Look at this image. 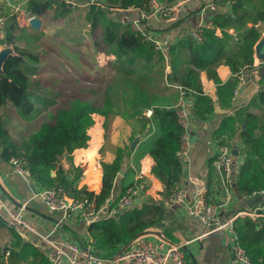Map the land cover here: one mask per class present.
Listing matches in <instances>:
<instances>
[{
	"label": "trees",
	"instance_id": "trees-1",
	"mask_svg": "<svg viewBox=\"0 0 264 264\" xmlns=\"http://www.w3.org/2000/svg\"><path fill=\"white\" fill-rule=\"evenodd\" d=\"M102 1L103 7L89 4L86 19L92 33L102 28L104 48L107 53L115 55L111 66L122 67L118 68L119 74L122 73L121 78H118L120 84L109 83L103 108L96 107L91 101L93 97L100 95V92L93 89H79L67 93L48 92L44 88L47 80L37 76L41 68L39 54L29 47L16 45L17 31L21 28L15 16L6 18L5 38L0 43L11 44L13 51L7 55L0 67V158L9 160L13 156H24L25 165L32 178L39 183H46L49 169L55 164L54 156L62 146H66V149L72 145L81 146L88 139L83 120L91 111L105 116L106 120L118 114L132 120L139 124L138 132L141 135L154 132V138L145 152L153 161L152 174L163 185L160 198L149 197L139 207L101 216L88 224L87 231L95 243V251L107 258L120 251L138 233L161 222L166 210L165 203L171 201L172 189L175 184H180L184 174L183 160L178 154L182 129L176 121L175 111L163 104L167 99L161 95L162 91L172 84L193 89V101L189 109L198 121L205 120L214 109V101L203 93L197 69L206 70L208 75L216 79L213 67L222 60L230 66L232 72L244 64L253 68L252 49L260 39L261 29L264 27V0H211L226 3L230 12L214 14L210 21L212 26L204 28L200 42L192 40L190 35L186 37L191 67L183 70L175 67V47L172 46L168 52L171 67L169 71L165 70L163 47L156 48L152 39L132 30L129 23L117 22L109 16L108 11L116 8L138 7L147 11L150 0ZM172 1L163 0L165 3ZM27 10L37 17L52 11L53 18L63 19L72 12L73 5L65 0H30ZM180 19L171 22L174 24ZM247 23L250 25L247 26ZM232 25L239 35L237 49L225 53L229 34L224 29ZM216 28L223 30L222 37L215 35ZM259 66L262 68L261 83L255 102L264 103V59ZM138 68L144 72H138ZM109 80L111 79L108 82ZM228 83L230 93H234L236 79L231 77ZM70 100L87 101L91 111H85L84 108L67 110L62 103ZM147 108L151 109L149 116L144 113ZM9 109L14 110L15 115L24 121L41 113L46 114L35 131L24 138H17L12 134L9 122L3 115V110ZM244 123L245 127L240 129L239 137L246 145L248 156L239 168L235 183L239 195H249L264 186V119L248 113ZM90 127L91 120H88L87 129ZM104 127L108 134V123H104ZM256 130L258 133L255 134ZM123 151L122 148L116 150L111 162H101L103 178L99 192L89 191L84 187L73 189L92 201L94 208L101 214L110 196L113 177L119 169V157ZM55 179L63 186L69 184L65 176L57 174ZM134 184L136 183L133 179H128L118 198L128 186ZM117 199L113 201L114 204ZM259 222L263 226L258 227ZM234 229L238 242L246 249L252 264H264V220H255L246 215L238 216L234 220ZM9 253L12 264L20 261L15 251ZM33 261L34 264H52L45 254L36 256ZM0 264L5 263L0 261Z\"/></svg>",
	"mask_w": 264,
	"mask_h": 264
},
{
	"label": "crops",
	"instance_id": "crops-1",
	"mask_svg": "<svg viewBox=\"0 0 264 264\" xmlns=\"http://www.w3.org/2000/svg\"><path fill=\"white\" fill-rule=\"evenodd\" d=\"M65 1L72 5H88L87 0ZM29 2L30 0L27 2L22 0H0V8L5 15V20L9 16H15L21 28L17 31L18 40L16 45L19 47H27L26 42H29L28 39L31 41L27 37L29 32L35 35L38 34V30L31 27L27 21V17L32 15L27 10ZM159 2L164 3L163 0H159ZM208 2L193 0L191 10L174 24L164 21L156 15L145 19L146 33L162 42L166 71L171 68L168 61V52L172 46L175 47L173 49L175 67L183 70L192 66L189 62L190 56L186 47V37L190 35V31L198 25L201 19L205 27L212 26L210 21L214 14L230 12L226 3L219 2H215L217 4L216 11L202 12L201 8ZM109 11L119 13V17L115 21L122 23H129L130 20L136 19L140 13L139 10L134 8H116ZM39 18L42 28L44 23H42V17ZM249 25L250 23H247V26ZM224 30L229 34L225 53H230L237 49L236 44L239 35L233 25L226 27ZM222 32L223 30L220 28L215 29V35L218 37H222ZM263 35L264 27L261 29L260 39ZM20 42H24V44L20 45ZM3 47H8L13 51L11 44L0 43V49ZM252 59L251 67L253 66V68H250V71L254 78L251 80V84H248L240 92H237L240 86V84H237L234 87V93H230L228 79L232 77L233 72L223 60L213 67L216 79L208 75L206 70L197 69L201 89L205 95L213 99L214 109L203 121H198L193 116L194 124L190 131L191 142L188 154L183 161L186 174H183L179 184L182 200L180 203L166 202V210L161 222L138 233L132 239L133 241L139 238H148L150 240L163 239L171 243H184L185 258L188 264H239L232 259L229 250L231 235L228 231L226 229L221 231L206 230L197 218L186 212V207L195 199L201 202L210 200L222 202L226 194L230 192V202L220 209L222 219L232 213L250 210L253 207H262L261 211L264 212V194L239 195L235 184L239 168L248 156L246 145L239 137L240 129L245 127V115L249 113L257 118L264 119V103L255 102L261 83L262 68L259 64L262 60L255 57L254 46ZM111 61L113 62L114 59ZM162 92L161 95H164L167 99L163 104L168 108H173L179 96V89L170 85ZM250 92L252 93L249 96ZM236 98L240 102H245V105H239L235 110H231ZM192 101V96L187 99L188 106ZM12 112L15 114L14 110ZM144 113L149 116L151 109H145ZM88 120H91V127L87 129ZM84 121L86 122L85 128L88 139L81 146L75 147L72 145L67 149L70 151H66V153H64L66 146H62L60 153L58 152L54 156L55 164L49 169V179L46 183L37 182L30 174L25 178L15 174L9 160L0 158V261H4L5 264H12L10 256H5L6 251H15L17 254L20 261L14 262V264H34L33 259L36 256L40 254L47 256V252L52 245L58 244L62 238L71 241H86L88 239L90 241L92 239L87 231L89 223L85 220H79L75 214L64 217L60 211L49 210L38 195L40 191L56 182L55 177L57 174L65 176L69 181L67 186L64 185L66 192L69 187H72L73 192L74 187H84L97 193L101 188L103 178L101 162H111L116 150L122 148L124 151L119 157L120 166L113 177V187L105 206L102 208L103 214L101 216H108V212L114 204L113 201L118 198L122 186L128 179H133L135 183L142 184L141 193L136 200L137 205L135 207H139L142 201L149 197L160 198L163 185L152 174L151 165L153 161L149 154L145 152L150 141L154 138V132L151 131L141 135L138 132L139 124L129 121V129L125 132L121 129L118 138L111 139L110 146L106 147L105 137L110 136L111 130L108 134L105 133L102 127V116L90 112L84 117ZM114 125L117 127V124ZM115 126L111 129H115ZM256 133H258L257 130ZM129 136H132L131 139H128ZM134 138H138V140L132 145ZM219 143H227L232 148L233 170L228 183L223 181L214 164V155ZM234 150L235 153H233ZM263 166L264 161L262 163L264 173ZM16 210H20L34 224V232L21 233L14 228L10 214ZM258 225V227L263 226L261 222ZM132 240L130 241L133 242Z\"/></svg>",
	"mask_w": 264,
	"mask_h": 264
},
{
	"label": "built area",
	"instance_id": "built-area-1",
	"mask_svg": "<svg viewBox=\"0 0 264 264\" xmlns=\"http://www.w3.org/2000/svg\"><path fill=\"white\" fill-rule=\"evenodd\" d=\"M27 2L29 0H22ZM193 0H173L169 3H161L159 0H150L147 11L138 7L134 8L140 11L136 19L129 21V26L135 32H140L150 38L156 48L162 47V42L156 40L146 33L145 19L149 16L156 15L162 20L171 22L180 19L191 10ZM102 0H87V4H98L103 7ZM217 9L215 2H208L201 10L202 12H214ZM33 17H27V21ZM201 19L198 25L190 31V37L195 42H200L203 37L205 25ZM5 38V15L0 8V40ZM232 77L237 84H245L252 80L250 67L242 65L238 70L233 72ZM179 89L178 99L173 107L176 115V121L182 129L178 154L184 161L191 142L190 131L194 124L193 115L189 109L187 99L191 97L194 90L186 88L178 84H172ZM12 170L15 174L25 178L28 176V168L25 165L24 156H13L9 159ZM214 164L216 170L228 183L232 174L233 154L232 148L227 143L217 144V150L214 155ZM264 167V166H263ZM142 184H134L128 186L124 193L117 199L115 204L110 208L108 216L114 215L125 209L132 208L137 205L136 200L140 196ZM79 189V188H77ZM226 194L224 201L216 202L199 201L198 199L186 207V212L199 220V222L208 231H221L226 229L231 235L229 250L233 261L239 264H252L246 249L238 242V238L234 229V220L238 216H249L252 219H264L262 207H253L250 210H242L232 213L225 219L220 216V209L223 205H227L231 200V194ZM264 194V187L252 192V195ZM40 198L51 211H60L64 217L75 214L79 220H85L91 223L101 217L99 210L94 208L93 202L82 196L80 193L74 192V197L69 198L66 195V189L59 182H55L51 186L45 188L38 193ZM182 200V192L178 184L172 189L171 201L180 203ZM11 222L14 228L21 233L34 232L35 226L30 222L20 210L13 211L10 214ZM9 255V251L5 252V256ZM47 258L52 264H188L185 258L184 243H171L163 239L150 240L148 238H139L130 243L129 246L116 252L110 257H103L95 251L94 241L92 239L86 241H71L62 238L58 244H53L47 252Z\"/></svg>",
	"mask_w": 264,
	"mask_h": 264
},
{
	"label": "rangeland",
	"instance_id": "rangeland-1",
	"mask_svg": "<svg viewBox=\"0 0 264 264\" xmlns=\"http://www.w3.org/2000/svg\"><path fill=\"white\" fill-rule=\"evenodd\" d=\"M204 1L208 2L211 0ZM79 3L81 4L82 2ZM88 7L89 5L73 4L72 12L63 19L53 18L52 11L47 12L41 19L44 25L41 28L40 24L36 28L38 30L37 35L32 32L28 33L27 37L31 41L28 39L29 42H26V44L27 47L39 54L41 68L37 76H42L47 80H44V88L48 92L61 91L67 93L79 89H93L100 92V95L97 98L93 97L91 101L96 107L103 108L106 104L104 96L109 91V83L120 84L118 78H121L122 73L119 74L118 68L122 69V67L111 66V60L115 59V55L107 53L104 48L102 28L97 29L95 33L91 32L90 23L86 19ZM108 12H110L109 16L113 17V19L119 17V13H115V11ZM23 44L24 42H20V45ZM137 71L144 72V70L139 68ZM150 75L153 76V73H150ZM108 79L111 80L108 82ZM86 102L70 100L63 102L62 105L69 111L78 110L76 108H84L85 111H91ZM45 114L41 113L30 120L24 121L13 114L11 109L9 111L3 110V115L9 122L11 132L17 138H24L32 131H35ZM101 116L104 130H106L104 123H108L109 131L111 130L110 136L105 137L104 142L105 146L108 147L111 144V139L118 138L121 129L123 132L129 129L130 123L129 120L121 115L110 116L107 120L105 116ZM85 124L86 122L84 121V129L86 130ZM114 124H117V127ZM114 126L116 128L111 129ZM66 151L69 152L70 150L66 149L64 153Z\"/></svg>",
	"mask_w": 264,
	"mask_h": 264
},
{
	"label": "water",
	"instance_id": "water-1",
	"mask_svg": "<svg viewBox=\"0 0 264 264\" xmlns=\"http://www.w3.org/2000/svg\"><path fill=\"white\" fill-rule=\"evenodd\" d=\"M29 25L33 28H38L40 25V18L37 16H33L29 19ZM11 52L10 48L8 47H3L2 49H0V67L4 61V59L7 57V55ZM254 55L256 58L263 60L264 59V35L262 36V38L254 45ZM254 77L252 76V79ZM251 81L245 83V84H240L239 89L237 90V92H240L243 88H245ZM236 92V93H237ZM252 92H250L249 96L251 95ZM233 106L231 108V110H235L239 105H245V102H240V100H238L237 98L234 100L233 102ZM171 110H174L173 108H171ZM193 135V133H192ZM138 138H134L132 145H134L137 142ZM236 151L234 150L233 153H235ZM184 174H186V169H184ZM67 197L69 198H73L74 197V192L72 191V187H69L67 192H66ZM133 241V240H132ZM131 243V241H129L122 249L126 248L129 244ZM121 249V250H122ZM120 250V251H121Z\"/></svg>",
	"mask_w": 264,
	"mask_h": 264
}]
</instances>
